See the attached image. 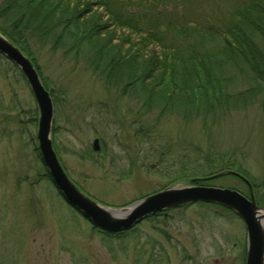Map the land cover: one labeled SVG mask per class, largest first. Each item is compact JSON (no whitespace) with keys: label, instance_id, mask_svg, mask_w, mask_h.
<instances>
[{"label":"rangeland","instance_id":"374dc122","mask_svg":"<svg viewBox=\"0 0 264 264\" xmlns=\"http://www.w3.org/2000/svg\"><path fill=\"white\" fill-rule=\"evenodd\" d=\"M36 51L38 68L30 59L53 97L51 139L59 160L76 186L99 204L119 209L170 187L192 186L172 176L208 153L225 154L226 163L218 160L220 169L235 164L260 186L256 191L232 175L211 185L264 200L262 100L245 108L242 103L239 110L228 107L215 119L196 114L186 119L177 107L144 115L124 93L131 86L110 88L105 74L82 59ZM237 80L227 88L233 97L246 87L244 77ZM38 128L30 86L0 55V264L246 263V225L219 206L173 209L121 237L95 229L46 176L37 150ZM96 139L97 153L92 150Z\"/></svg>","mask_w":264,"mask_h":264},{"label":"trees","instance_id":"16d2710c","mask_svg":"<svg viewBox=\"0 0 264 264\" xmlns=\"http://www.w3.org/2000/svg\"><path fill=\"white\" fill-rule=\"evenodd\" d=\"M0 32L37 68L36 48L48 49L82 59L110 88L131 86L124 93L140 114L177 107L186 119H215L264 102V0H0ZM241 77L246 87L233 97L227 88ZM219 159L226 163L225 154L195 156L172 179L209 186L225 170L247 178L235 164L220 169Z\"/></svg>","mask_w":264,"mask_h":264},{"label":"water","instance_id":"95a60500","mask_svg":"<svg viewBox=\"0 0 264 264\" xmlns=\"http://www.w3.org/2000/svg\"><path fill=\"white\" fill-rule=\"evenodd\" d=\"M0 53L21 70L31 87L40 113L37 134L39 150L52 181L67 203L95 227L116 234L133 229L146 218L168 209L197 203L218 204L234 211L245 222L248 233L246 264H264V209L257 204L253 194L249 198L239 191L226 188L170 187L127 207L113 209L99 204L83 193L69 178L54 150L51 139L54 104L35 66L1 33ZM93 145L95 151L100 150L98 139ZM226 174L240 176L235 172H224L220 175ZM247 183L250 184L248 181Z\"/></svg>","mask_w":264,"mask_h":264},{"label":"bare ground","instance_id":"6f19581e","mask_svg":"<svg viewBox=\"0 0 264 264\" xmlns=\"http://www.w3.org/2000/svg\"><path fill=\"white\" fill-rule=\"evenodd\" d=\"M14 44V43H13ZM15 45V44H14ZM16 46V45H15ZM17 48H18V46H16ZM20 49V48H19ZM22 51V50H21ZM37 150L40 152V150H39V143H38V148H37Z\"/></svg>","mask_w":264,"mask_h":264}]
</instances>
